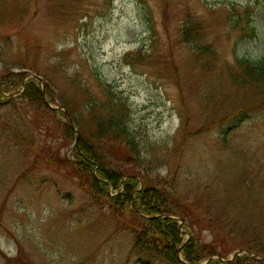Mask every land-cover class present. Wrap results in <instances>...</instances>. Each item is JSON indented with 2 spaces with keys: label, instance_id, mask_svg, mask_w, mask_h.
Returning a JSON list of instances; mask_svg holds the SVG:
<instances>
[{
  "label": "rangeland",
  "instance_id": "rangeland-1",
  "mask_svg": "<svg viewBox=\"0 0 264 264\" xmlns=\"http://www.w3.org/2000/svg\"><path fill=\"white\" fill-rule=\"evenodd\" d=\"M238 58H264V0H0V75L10 73L0 88V264L151 258L110 207L36 151L49 145L71 157L89 114L85 97L101 105L113 91L127 99L144 172L264 233V85L236 81ZM22 75L50 90L48 126L46 110L23 98ZM178 227L187 241L180 217Z\"/></svg>",
  "mask_w": 264,
  "mask_h": 264
},
{
  "label": "trees",
  "instance_id": "trees-1",
  "mask_svg": "<svg viewBox=\"0 0 264 264\" xmlns=\"http://www.w3.org/2000/svg\"><path fill=\"white\" fill-rule=\"evenodd\" d=\"M188 27L183 28L186 34L192 29ZM184 41L191 42L187 36H184ZM237 64L236 81L264 85V58H238ZM9 75L7 72L0 75L1 89H7L5 84ZM16 81L17 85L21 86L23 75ZM34 81L24 84L22 96L29 107L38 105L46 110L41 117L46 119L45 127L51 122L48 120L55 112L47 106L50 90L47 89L43 94L40 85ZM108 96L106 103L101 105L91 97H85L87 102L84 109L89 114L80 120L81 137L71 157L63 159L60 148L53 150L52 146L46 145L41 152L36 150L42 158L41 162L60 171L66 169V175L76 178L77 183L97 202H101L102 207H110L118 222L135 235V249L138 253L151 257L149 260H143L144 264H154L150 261L159 258L170 264H181L180 257L185 261L184 264H202L206 261L205 264H264V259L259 258L264 257V233L260 224L236 221L231 223L227 217L222 216L223 211L216 209L210 202L205 203L201 198L190 200L187 196H181L167 185L168 180L144 172L146 160L140 141L136 139L126 119L127 99L122 93L115 91ZM10 99L12 100L8 97V105L12 104ZM95 108L98 113L99 110L102 111V114L95 113ZM72 115L74 116V112ZM39 118L40 116H37V122ZM59 125L61 129L69 128L62 121ZM92 136L97 140L86 139ZM104 138L106 140H103ZM104 145L108 147L107 153L102 151L101 147ZM112 154L118 155L119 161H124V164L112 165L109 160V157H113ZM112 188L118 190V193L112 195ZM131 201L145 215L138 214L131 207ZM177 216L185 220L184 225L190 233L185 242L181 241ZM205 230L214 233L212 241L203 238ZM238 249L247 253L242 256L236 254L230 259L231 254ZM215 255L218 257H213Z\"/></svg>",
  "mask_w": 264,
  "mask_h": 264
},
{
  "label": "water",
  "instance_id": "water-1",
  "mask_svg": "<svg viewBox=\"0 0 264 264\" xmlns=\"http://www.w3.org/2000/svg\"><path fill=\"white\" fill-rule=\"evenodd\" d=\"M139 212V211H138ZM183 221V219H181ZM241 252V251H240ZM262 259H264V257H261Z\"/></svg>",
  "mask_w": 264,
  "mask_h": 264
}]
</instances>
